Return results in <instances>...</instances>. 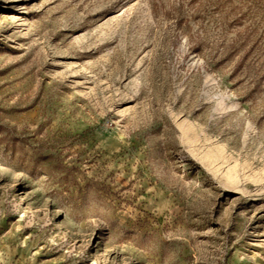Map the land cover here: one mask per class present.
Listing matches in <instances>:
<instances>
[{"label":"rangeland","instance_id":"374dc122","mask_svg":"<svg viewBox=\"0 0 264 264\" xmlns=\"http://www.w3.org/2000/svg\"><path fill=\"white\" fill-rule=\"evenodd\" d=\"M0 264H264V0H0Z\"/></svg>","mask_w":264,"mask_h":264}]
</instances>
